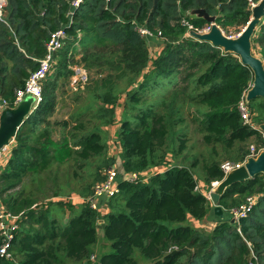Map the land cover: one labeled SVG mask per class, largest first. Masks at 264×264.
Here are the masks:
<instances>
[{
	"label": "trees",
	"instance_id": "1",
	"mask_svg": "<svg viewBox=\"0 0 264 264\" xmlns=\"http://www.w3.org/2000/svg\"><path fill=\"white\" fill-rule=\"evenodd\" d=\"M73 1L6 0L0 6V98L11 105L47 55L51 35L61 28L69 35L55 75L44 84L43 102L0 166V192L9 195L4 204L22 215L10 248L13 259L0 257V264H181L184 258L187 264H264V175L232 185L220 201L230 212L256 196L246 218L223 221L211 233L188 221H202L211 211L199 180L208 188L221 182L223 159L243 162L250 146H263L264 138L243 123L239 111L254 81L251 69L238 56L187 37L181 21L208 25L190 15L203 9L226 34H239L252 17L250 1L85 0L72 10ZM141 27L164 41L156 58ZM76 43L81 58L69 60ZM252 49L264 62V19ZM70 63L89 72L88 98H76L70 116L53 121L59 79L73 76ZM122 99L120 159L125 173L137 179L120 183L119 193L107 198L110 212L102 216L88 199L117 162L109 156L105 128L117 122ZM248 105L253 122L264 124V99ZM192 126L199 135L195 144ZM196 144L205 150L197 151ZM168 155L174 164L167 171L145 176L166 165ZM73 193L88 198L78 209L61 202L38 207L42 199ZM100 227L109 243L103 253L95 251Z\"/></svg>",
	"mask_w": 264,
	"mask_h": 264
},
{
	"label": "built area",
	"instance_id": "2",
	"mask_svg": "<svg viewBox=\"0 0 264 264\" xmlns=\"http://www.w3.org/2000/svg\"><path fill=\"white\" fill-rule=\"evenodd\" d=\"M85 0H74L72 2V10H75L80 7V5ZM250 1L251 10L257 5L256 3ZM73 11H71L70 16H72ZM181 24L187 28V37L190 36L191 31H195L199 34H205L211 31L212 24H208L202 28L195 27L191 22L187 19H183L181 21ZM218 26V25H217ZM219 27V26H218ZM220 28V27H219ZM221 29V28H220ZM222 30V29H221ZM223 31V30H222ZM140 34L149 39L153 38L154 35H152L147 29L141 27L139 28ZM223 33L227 36V34L223 31ZM161 34H159L160 36ZM239 36V35H238ZM229 38H236L235 36H232V33H230ZM69 39V35L66 33L64 28H61L59 31L53 33L51 35V39L47 44V55L45 58L39 60V67L37 70H35L31 76L28 78V80L25 83L24 88L19 89L15 93V99L13 101V105H11L8 101L0 98V115L1 113L12 107H16L24 102L25 99L31 98L34 100L36 106H39L44 99V84L48 77L50 76L52 72V67L55 64V59L58 56L59 52L64 49L66 45V41ZM79 45L76 43V46ZM73 71V78L74 83L75 82H81V86H83L87 81V74L85 73V69L81 65H74L71 67ZM252 87L250 85L249 89ZM245 91L241 102L239 104V111L243 120V123L245 125L251 126L253 128H257L259 131V125H256L253 122V113L251 112V109L249 107V103L246 100L247 92ZM1 118V116H0ZM1 123V121H0ZM261 132V131H260ZM264 138V134L261 132ZM14 140L11 141L9 145L4 146L2 149H0V166L7 162V160L10 157L12 144ZM262 152H264V145L263 146H250V152L246 156L245 160L241 163H224L222 165V170L225 174V177L230 174L232 171L241 168L248 160V158H257ZM137 179V176L132 174L129 175L128 178H126L125 181H134ZM121 181L119 180V174L116 167H112L108 170L106 179L98 183L94 188V194L88 199V202L90 204V207L94 210H97V200L100 198H111L119 193ZM219 182L213 183V188H215ZM257 203V197L251 196L246 198V201L238 208L231 210L230 213L233 216L234 220L237 222L243 218H246L249 213L252 211L254 206ZM22 215H14L12 214L7 208H3L2 205H0V238L2 240V245L0 247V257L6 258V259H13V255L10 252L11 245L13 243V240L15 238L16 233L20 229V221H21ZM95 261V257H91V262Z\"/></svg>",
	"mask_w": 264,
	"mask_h": 264
},
{
	"label": "water",
	"instance_id": "3",
	"mask_svg": "<svg viewBox=\"0 0 264 264\" xmlns=\"http://www.w3.org/2000/svg\"><path fill=\"white\" fill-rule=\"evenodd\" d=\"M191 16L203 18L207 23L212 24L211 31L199 34L190 32V36L200 42H208L213 47L222 49L225 53H232L240 58L241 63L251 69L254 75L252 87L246 95L247 102L255 99H264V62L257 57L252 49V38L257 26L264 19V0H261L252 10V17L246 27L237 38L227 37L217 26L216 18L210 16L205 10H193ZM22 104V103H21ZM20 104V105H21ZM29 107L5 110L0 118V149L9 145L15 139L19 129L26 119ZM260 131L264 134V124L259 125ZM264 175V152L257 158H248L247 162L239 169L228 174L209 194L214 213L224 218V209L220 204L226 190L234 184L244 183L257 175ZM236 221L232 220L234 224Z\"/></svg>",
	"mask_w": 264,
	"mask_h": 264
},
{
	"label": "crops",
	"instance_id": "4",
	"mask_svg": "<svg viewBox=\"0 0 264 264\" xmlns=\"http://www.w3.org/2000/svg\"><path fill=\"white\" fill-rule=\"evenodd\" d=\"M81 36H82L81 34L78 35V37L80 39H81ZM147 42H148V45H149V49L154 48L153 50H154L155 56L159 55L160 52L164 48V41H163V39L154 38L153 37V38L147 39ZM79 47L80 46H78L76 50H71V52L69 53V60L72 58V56H74L75 60H79L81 58V54L78 53V52H80V50H78ZM59 60H60V57L58 55L56 57V59H55L54 66H56L57 64H59ZM73 66L70 63L69 69H71V67H73ZM71 79L74 82L73 76L71 77ZM124 100L125 99H122L119 102L120 105L116 109V119H117V122L115 123V125L114 126H109V127L105 128V131L108 133V136H109V139L107 141L108 146H109V156L114 157V158H116V160H118L113 167H116L117 168V171H118V174H119V180L121 182L122 181H125L126 178L129 177V174L125 173V171L123 169L122 161L120 159V154H121L122 149H121L120 143H119V141H118V139L116 137L117 132H118V129H119V126H120V123L119 122L121 120L122 113H123ZM59 103H61V102H59V100H58L57 107H60L58 105ZM72 105L73 104L71 102L70 107H72ZM20 107H24V108L29 107V111H28V114H27V116L29 117L39 106H36V104H35V102H34L33 99L27 98V99L24 100V102L21 105H18L16 107H12V108H8V109L14 110V109H18ZM2 113H1V115H2ZM59 133H60V129L55 128V135L56 134H58V135H56V136L53 135L54 139H59L60 138V134ZM166 160H167V164L166 165H163V166H159V167L150 169L149 171H147L146 173H144L145 176L149 177V176H151L153 174H160V173H164L165 171H167L168 168L171 167L174 164V160H173L172 155H168ZM205 187H207L205 185V183L202 180H199L198 188L209 199L210 205H211V211L208 214V216L204 220H202V221L195 220L192 217H189L188 221H189V223L191 224L192 227H195V228H207V229L210 230V232H212L213 229L219 223H221L223 221L229 220V218H227V217H229V215H230L229 213L230 212L227 211V210H225L223 208L224 209V218L222 219L219 216H217L214 213V210H213V207H212V202H211V200L209 198L210 192L207 191L205 189ZM56 199H57V201L53 200L52 202H60V201H63L64 200V199H60V198H56ZM84 202H85V198L81 197L80 195H78L76 193L71 194L70 196L67 197V200H64L63 201V203L71 204V205L75 206L77 209L80 206L84 205ZM107 204H108V199L107 198H100V199L97 200V210L101 213L102 216H105L106 214H108L110 212V210L108 209ZM65 214H66V216H65V222H67L68 219H69L70 211L68 209L65 210ZM103 223H104L103 220H101L99 222V224H103ZM101 227L98 230V234H99V231L102 229ZM105 246L108 248L109 243L106 242L105 243Z\"/></svg>",
	"mask_w": 264,
	"mask_h": 264
},
{
	"label": "rangeland",
	"instance_id": "5",
	"mask_svg": "<svg viewBox=\"0 0 264 264\" xmlns=\"http://www.w3.org/2000/svg\"><path fill=\"white\" fill-rule=\"evenodd\" d=\"M5 1V2H4ZM4 3V5H3V7L6 5V0H0V6L2 5ZM240 34V33H239ZM239 34H237V33H232V36H235L236 38L238 37V35ZM230 34H227V36H229ZM66 46V45H65ZM77 47H78V45H77ZM151 48V47H150ZM154 48H151L150 49V56H151V58H156L157 56H155V54H154V50H153ZM161 53V52H160ZM254 54L257 56V57H259L260 59H261V57L256 53V52H254ZM59 55V54H58ZM262 60V59H261ZM59 62H60V60H59ZM72 64V63H71ZM58 65V64H57ZM57 65L56 66H54L53 65V67H52V72H51V74H50V77H51V75H55V73H56V71H57ZM73 65H75V64H72V66ZM85 73L87 74V81H86V83L83 85V86H81V82H73L72 81V79L70 78V79H68V80H66V79H64V78H61V79H59V86H58V90H57V98H58V100H59V102H61V103H59L58 105L60 106V107H57L56 108V114L52 117V119L51 120H55V119H57V120H64V119H66V118H68L69 116H70V114H71V107H70V105H71V102L73 103V101L76 99V98H78V97H86V98H88V93H87V87H88V85H89V83H90V74H89V72L88 71H85ZM95 73H97V71H94V74ZM49 77V78H50ZM48 78V79H49ZM46 83L47 82H45V85H46ZM44 85V86H45ZM75 108H73V110H74ZM191 129H192V131H193V134L191 133L190 134V137H191V141H190V143L191 142H193V144H195V142H196V139L198 138V134L194 131L195 129H194V126H192L191 127ZM60 134V133H59ZM56 135H58V134H56ZM55 135V133H54V136H56ZM252 145H254V144H252ZM196 146H197V151H199V150H205V148L203 147H201V145H197L196 144ZM242 147L244 148L245 147V145H242ZM245 149V148H244ZM227 156V155H226ZM118 161V160H117ZM236 163L235 162V160L234 159H232L230 156L229 157H226V159H223V164L224 163ZM128 178V177H127ZM123 182V181H122ZM1 186H4V184H2V185H0V187ZM205 189L207 190V191H209V192H211L212 190H213V185H212V187H210V188H208V187H205ZM48 193H47V195L46 194H44V198H46V197H48ZM8 196L9 195H3L1 192H0V205H2L3 206V208H7L6 206H5V204H4V199L5 198H8ZM50 196V195H49ZM67 197L68 196H62V197H50V199L49 200H46V201H44L43 199H42V201L40 202V205L38 206V207H46V205L48 204L47 202H52L53 200H55V201H57V199L56 198H60V199H64V200H67ZM82 197V196H81ZM88 199V198H87ZM87 199H85V202L84 203H86L87 202ZM59 200V199H58ZM63 200V201H64ZM63 201H60L62 204H63ZM64 204H66V203H64ZM230 215H229V217H227V218H229V221H232V220H234V218H233V216L231 215V213H229ZM228 221V220H227ZM195 228V227H194ZM196 229H198V230H203V231H205V232H208V233H211L210 232V230L209 229H207V228H196ZM105 243H106V240H105V238H104V232H103V230L101 229L100 231H99V234H98V241H97V244L95 245V251L97 252V253H100V252H104V251H107L108 249H107V247H105ZM96 259V258H95ZM187 262H188V259L187 258H184L183 260H182V262H181V264H187Z\"/></svg>",
	"mask_w": 264,
	"mask_h": 264
}]
</instances>
